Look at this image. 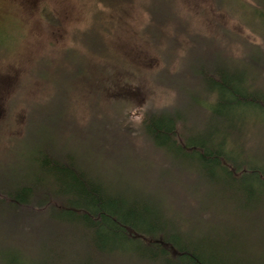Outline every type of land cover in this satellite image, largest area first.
<instances>
[{
  "label": "trees",
  "instance_id": "1",
  "mask_svg": "<svg viewBox=\"0 0 264 264\" xmlns=\"http://www.w3.org/2000/svg\"><path fill=\"white\" fill-rule=\"evenodd\" d=\"M95 2L100 8L95 22L74 36L85 57H110L109 10L123 14L139 5L149 18L146 32L158 28L154 39L162 38L167 24L177 32L188 29L174 0ZM215 2L218 12L264 43V0ZM38 15L50 27H61L46 4ZM200 40L208 50H188L172 74L163 69L154 75L175 92V100L170 107L141 111L138 134L163 158L190 160L182 171L193 170L233 210L202 230L203 241L192 239V231L161 218L157 200L140 191L114 195L90 176L87 154L74 148L64 154L67 149L51 129L24 125L21 137L6 140L8 148L11 138L21 139L19 148H31L27 164L9 173L0 164V264H264V251L256 259L255 250H244L254 246L250 240L264 242V49L234 60L213 51L212 40ZM48 226L53 234L45 232Z\"/></svg>",
  "mask_w": 264,
  "mask_h": 264
},
{
  "label": "rangeland",
  "instance_id": "2",
  "mask_svg": "<svg viewBox=\"0 0 264 264\" xmlns=\"http://www.w3.org/2000/svg\"><path fill=\"white\" fill-rule=\"evenodd\" d=\"M174 1L188 29L177 32L167 24L162 38L153 37L158 28L146 32L149 18L139 5L123 14L107 11L114 22L105 39L110 57L100 58L83 56L74 37L95 22L100 11L95 0H0V164L5 173L27 164L31 148H19L23 143L14 138L8 148L6 140L21 137L24 125L35 131L51 129L48 133L55 132L61 147L87 154L92 169L110 180L114 195L143 192L157 200L163 220L203 241L202 230L218 225L233 208L222 204L218 191L193 170L182 171L191 167L190 160L163 158L144 145L138 134L141 111L173 104L175 92L154 81V75L163 69L172 74L186 51L206 45L200 39L212 40L213 51L234 60L253 48L264 49V43L236 19L218 12L216 0ZM42 4L59 20L60 28L39 18ZM54 231L48 226L45 232ZM252 241L248 244L254 246L244 250H255L257 259L264 242Z\"/></svg>",
  "mask_w": 264,
  "mask_h": 264
},
{
  "label": "bare ground",
  "instance_id": "3",
  "mask_svg": "<svg viewBox=\"0 0 264 264\" xmlns=\"http://www.w3.org/2000/svg\"><path fill=\"white\" fill-rule=\"evenodd\" d=\"M65 153H71L70 152V150L69 149H67V150H65L64 151V154ZM72 155V154H71ZM171 159V158H170ZM77 161H79V162H83L84 163V160H82V158L79 156L78 158H77ZM93 170V169H92ZM100 174V175H99ZM101 175H103L101 172H99V171H95V170H93V172H91L90 173V176H92V178H94V179H96V180H98L101 184H103V186H105L106 188H109L108 187V184H107V182H109L110 180H108L105 176H101ZM116 192V191H115Z\"/></svg>",
  "mask_w": 264,
  "mask_h": 264
}]
</instances>
